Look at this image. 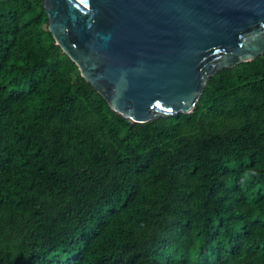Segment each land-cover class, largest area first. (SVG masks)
<instances>
[{"label": "trees", "instance_id": "1", "mask_svg": "<svg viewBox=\"0 0 264 264\" xmlns=\"http://www.w3.org/2000/svg\"><path fill=\"white\" fill-rule=\"evenodd\" d=\"M264 52L134 123L0 0V264H264Z\"/></svg>", "mask_w": 264, "mask_h": 264}, {"label": "water", "instance_id": "2", "mask_svg": "<svg viewBox=\"0 0 264 264\" xmlns=\"http://www.w3.org/2000/svg\"><path fill=\"white\" fill-rule=\"evenodd\" d=\"M48 30L131 124L192 112L209 77L264 52V0H43Z\"/></svg>", "mask_w": 264, "mask_h": 264}, {"label": "rangeland", "instance_id": "3", "mask_svg": "<svg viewBox=\"0 0 264 264\" xmlns=\"http://www.w3.org/2000/svg\"><path fill=\"white\" fill-rule=\"evenodd\" d=\"M261 188L264 189V186H262Z\"/></svg>", "mask_w": 264, "mask_h": 264}]
</instances>
